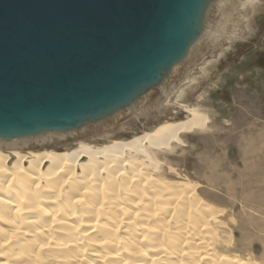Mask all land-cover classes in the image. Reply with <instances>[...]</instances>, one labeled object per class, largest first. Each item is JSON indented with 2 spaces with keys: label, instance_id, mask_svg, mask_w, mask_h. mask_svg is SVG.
Instances as JSON below:
<instances>
[{
  "label": "bare ground",
  "instance_id": "6f19581e",
  "mask_svg": "<svg viewBox=\"0 0 264 264\" xmlns=\"http://www.w3.org/2000/svg\"><path fill=\"white\" fill-rule=\"evenodd\" d=\"M254 1L242 6L249 11ZM213 63L176 87L171 103L184 119L129 140L24 152L53 139H0V264H264L253 256L257 247L241 253L234 237L242 226L225 223V210L208 191L201 195L186 172L163 168L168 155L184 146L183 135L207 129L202 107L184 100Z\"/></svg>",
  "mask_w": 264,
  "mask_h": 264
},
{
  "label": "water",
  "instance_id": "95a60500",
  "mask_svg": "<svg viewBox=\"0 0 264 264\" xmlns=\"http://www.w3.org/2000/svg\"><path fill=\"white\" fill-rule=\"evenodd\" d=\"M215 2L0 0V139L77 132L132 106L187 58Z\"/></svg>",
  "mask_w": 264,
  "mask_h": 264
},
{
  "label": "rangeland",
  "instance_id": "374dc122",
  "mask_svg": "<svg viewBox=\"0 0 264 264\" xmlns=\"http://www.w3.org/2000/svg\"><path fill=\"white\" fill-rule=\"evenodd\" d=\"M244 2L213 3L204 22L206 36L202 33L187 58L165 76L163 84L147 91L132 106L77 132L65 133L67 140L57 134H44L53 140L45 147H28L24 152H63L80 142L99 145L105 140H129L162 122L180 121L185 114L172 105L176 87L198 77L204 64L213 60L211 68H204L207 78L197 83L196 90L184 100L189 106L202 107L209 129L202 135H183L184 146L168 155L163 168L179 175L186 172L190 181L199 190L202 188L201 193L208 191L209 195H204L214 197V205L225 210V223L242 226L234 237L240 239L241 253L249 255L257 247L253 256L257 262L264 261V0L254 1L249 11L242 6Z\"/></svg>",
  "mask_w": 264,
  "mask_h": 264
},
{
  "label": "flooded vegetation",
  "instance_id": "af4514ba",
  "mask_svg": "<svg viewBox=\"0 0 264 264\" xmlns=\"http://www.w3.org/2000/svg\"><path fill=\"white\" fill-rule=\"evenodd\" d=\"M260 21V23H262V20H259ZM239 50V48H236V50ZM230 53H227V55H229ZM258 56L260 55L259 53L257 54ZM231 56H234V54H232Z\"/></svg>",
  "mask_w": 264,
  "mask_h": 264
}]
</instances>
